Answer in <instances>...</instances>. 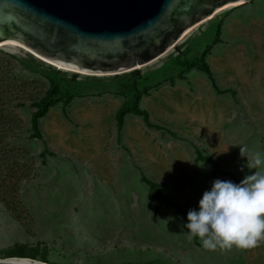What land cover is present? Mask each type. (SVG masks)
<instances>
[{"label":"rangeland","instance_id":"1","mask_svg":"<svg viewBox=\"0 0 264 264\" xmlns=\"http://www.w3.org/2000/svg\"><path fill=\"white\" fill-rule=\"evenodd\" d=\"M192 29L119 75L0 47V259L264 264V241L206 250L184 228L215 179L254 171L240 146L264 154V0Z\"/></svg>","mask_w":264,"mask_h":264},{"label":"water","instance_id":"2","mask_svg":"<svg viewBox=\"0 0 264 264\" xmlns=\"http://www.w3.org/2000/svg\"><path fill=\"white\" fill-rule=\"evenodd\" d=\"M253 0H0V43L87 75L154 62L216 10ZM0 264H47L6 257Z\"/></svg>","mask_w":264,"mask_h":264},{"label":"clouds","instance_id":"3","mask_svg":"<svg viewBox=\"0 0 264 264\" xmlns=\"http://www.w3.org/2000/svg\"><path fill=\"white\" fill-rule=\"evenodd\" d=\"M240 155L247 158L242 170L254 171L239 183L215 179L187 213L186 235L206 250L252 249L264 241V154L240 146Z\"/></svg>","mask_w":264,"mask_h":264},{"label":"trees","instance_id":"4","mask_svg":"<svg viewBox=\"0 0 264 264\" xmlns=\"http://www.w3.org/2000/svg\"><path fill=\"white\" fill-rule=\"evenodd\" d=\"M203 68H204V71L206 73H210V70H209V67L206 65V64H203ZM127 107V106H126ZM47 112V107H42L41 109L38 110V112H36L34 115H33V120L34 122H37L40 118H42ZM128 112V109H126L125 107H123L120 112H119V122L120 124L122 123V119L124 117V115ZM135 112L137 114H139L140 112L138 111V109L135 107Z\"/></svg>","mask_w":264,"mask_h":264},{"label":"bare ground","instance_id":"5","mask_svg":"<svg viewBox=\"0 0 264 264\" xmlns=\"http://www.w3.org/2000/svg\"><path fill=\"white\" fill-rule=\"evenodd\" d=\"M222 9H224V8H221V9H218V10H216V12H215V14H214V16L215 15H217ZM227 9V8H226ZM192 30L193 29H190V31L189 30H187L185 33H184V35H183V37H182V39H185V37L188 35V34H190V32H192ZM181 39V40H182ZM180 40V41H181ZM179 41V42H180ZM1 44V46L0 47H5V46H12L13 47V44H3V43H0ZM25 50V49H24ZM171 51V50H170ZM30 53V52H29ZM47 63H49L50 64V62H48V61H46ZM51 65V64H50ZM56 68H59V67H57V66H55ZM61 70H66V71H69V70H67V69H61Z\"/></svg>","mask_w":264,"mask_h":264}]
</instances>
